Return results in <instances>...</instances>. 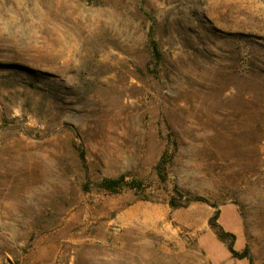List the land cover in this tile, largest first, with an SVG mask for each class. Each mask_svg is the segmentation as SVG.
Instances as JSON below:
<instances>
[{
  "label": "rangeland",
  "instance_id": "1",
  "mask_svg": "<svg viewBox=\"0 0 264 264\" xmlns=\"http://www.w3.org/2000/svg\"><path fill=\"white\" fill-rule=\"evenodd\" d=\"M211 255L264 264V0H0V264Z\"/></svg>",
  "mask_w": 264,
  "mask_h": 264
},
{
  "label": "trees",
  "instance_id": "2",
  "mask_svg": "<svg viewBox=\"0 0 264 264\" xmlns=\"http://www.w3.org/2000/svg\"><path fill=\"white\" fill-rule=\"evenodd\" d=\"M156 47V46H155ZM107 190L116 192L118 190H122L123 188H129V189H141L143 188V183L134 179H128L126 176H121L118 179H111L106 181V187ZM195 202H201V199H195L193 200ZM175 208H178L174 205H172ZM217 218V215L215 216ZM212 228L215 230L217 237L219 240L227 245V248L229 252L234 256V257H240V258H247L248 257V252L244 251L242 254H239L237 251H235L233 244H228L226 241V237L230 236L234 238V235L230 233H226L220 226H214L212 224Z\"/></svg>",
  "mask_w": 264,
  "mask_h": 264
},
{
  "label": "crops",
  "instance_id": "3",
  "mask_svg": "<svg viewBox=\"0 0 264 264\" xmlns=\"http://www.w3.org/2000/svg\"><path fill=\"white\" fill-rule=\"evenodd\" d=\"M211 257L213 258V259H212V262H213L214 264H221V263H222V261H221L220 259H217L215 256H212V255H211Z\"/></svg>",
  "mask_w": 264,
  "mask_h": 264
}]
</instances>
